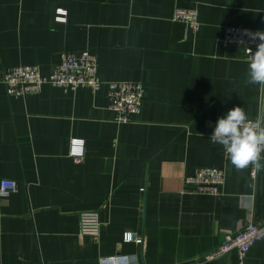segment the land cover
Returning <instances> with one entry per match:
<instances>
[{
  "label": "crops",
  "instance_id": "obj_1",
  "mask_svg": "<svg viewBox=\"0 0 264 264\" xmlns=\"http://www.w3.org/2000/svg\"><path fill=\"white\" fill-rule=\"evenodd\" d=\"M177 6L197 9V30L173 20ZM228 26L264 29V0H0V75L21 64L47 75L63 52L89 50L102 81L145 86L139 114L119 123L106 83L15 97L0 78V184L17 183L0 194V264L118 255L198 264L222 230L264 220V168L251 178L208 139L229 108L264 115V86L249 82L240 48L222 42ZM72 140L83 142L80 156ZM201 166L225 169L220 196L186 183ZM85 210L99 211V236L79 234ZM126 232L142 242L124 241ZM204 264H237V254ZM246 264H264V237Z\"/></svg>",
  "mask_w": 264,
  "mask_h": 264
},
{
  "label": "built area",
  "instance_id": "obj_2",
  "mask_svg": "<svg viewBox=\"0 0 264 264\" xmlns=\"http://www.w3.org/2000/svg\"><path fill=\"white\" fill-rule=\"evenodd\" d=\"M59 19H65L59 16ZM173 20L186 23L190 28L197 30L200 26L198 11L196 8L177 6L174 9ZM264 31V29H249L242 26H228L222 42L225 46L236 45L240 48L246 59L251 55V48L255 51L259 42L251 39L248 33ZM1 81L5 84L7 93L10 96L22 97L36 94L45 85L58 87L64 92L76 91L79 88H88L97 92L103 84L108 87L109 108L115 113L114 120L119 123H126L133 120L139 114L145 86L140 81H107L99 77L97 57L89 50L67 51L61 54L60 62L49 74H43L37 64H21L6 68L0 75ZM256 119H248L246 122H253ZM71 153L80 156L83 153V142L72 140ZM225 159L229 161L224 152ZM251 178L258 175L252 164L248 166ZM186 183L196 185V191L201 194L220 196L222 187L226 182V171L223 168L201 166L196 168L191 176L185 178ZM17 183L11 179H2L0 194L7 196L15 191ZM101 228L100 213L98 210H85L79 215V234L99 236ZM222 244L210 254H207L198 264H204L214 260L229 251L234 250L237 254V264H246L247 254L250 248L262 237H264V220L256 221L249 219L241 230L233 232L222 230ZM124 241L141 243L142 240L132 232L124 234ZM29 264H45L42 260ZM102 264H140L134 255H118L108 257Z\"/></svg>",
  "mask_w": 264,
  "mask_h": 264
},
{
  "label": "clouds",
  "instance_id": "obj_3",
  "mask_svg": "<svg viewBox=\"0 0 264 264\" xmlns=\"http://www.w3.org/2000/svg\"><path fill=\"white\" fill-rule=\"evenodd\" d=\"M251 39L259 42L255 51L247 59L249 82L264 86V31L248 33ZM248 121L247 113L241 106L229 108L221 114L208 139L223 148L230 163L237 170L252 164L257 170L264 168L261 163L264 152V115L253 122Z\"/></svg>",
  "mask_w": 264,
  "mask_h": 264
}]
</instances>
